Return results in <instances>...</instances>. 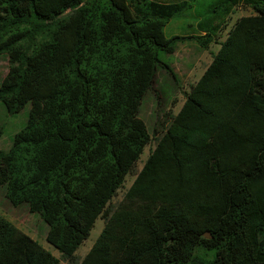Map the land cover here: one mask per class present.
Listing matches in <instances>:
<instances>
[{
    "label": "trees",
    "instance_id": "16d2710c",
    "mask_svg": "<svg viewBox=\"0 0 264 264\" xmlns=\"http://www.w3.org/2000/svg\"><path fill=\"white\" fill-rule=\"evenodd\" d=\"M222 3L199 34L167 37L188 0H0V102L10 114L31 103L0 150V185L41 215L61 255L0 212V264H264V0ZM240 5L255 13L220 40ZM188 39L219 49L178 113L156 122L135 172L151 143L140 112L158 67L176 78L160 54Z\"/></svg>",
    "mask_w": 264,
    "mask_h": 264
},
{
    "label": "rangeland",
    "instance_id": "374dc122",
    "mask_svg": "<svg viewBox=\"0 0 264 264\" xmlns=\"http://www.w3.org/2000/svg\"><path fill=\"white\" fill-rule=\"evenodd\" d=\"M188 1L192 4V7L186 10L183 16L172 18L165 27L167 37L176 34L184 36L199 34L200 31L197 29V21L216 16L225 11L222 0ZM254 13L255 11L251 7L244 5L233 8L231 13L226 17L227 26L222 28L220 40L226 37L229 28L239 17ZM182 21H191L193 22V26L188 28L187 23L179 25ZM218 49L219 43L217 42L212 43L208 49H205L196 40L188 39L179 42L174 53L167 54L161 52V59L171 65L176 74V78L174 79L164 67H158L154 89L147 93L140 112V116L146 122L151 134V143L145 147L135 172H138L142 168L145 160L156 145L157 135L154 134L156 122L161 119L164 122L165 118L178 113L186 100L187 94L191 90V86L201 77ZM8 70L9 56L5 53H0V84L8 73ZM157 93L160 94V102L158 101ZM30 108L31 103L29 102L19 113L10 114L6 110L5 105L0 102V150L8 151L10 149L14 135L22 130L27 123ZM135 176L134 173L127 175L123 187L118 190L117 195L112 200L111 207L116 206L120 202ZM0 212L4 213L5 216L21 229L36 236V239L56 256L61 257L60 252L48 243L46 239L49 225L42 219L41 215L31 212L27 203L14 206L6 197V189L3 185H0ZM104 223L105 220L101 217L96 220L90 236L77 251V259L79 262L96 241ZM61 264H68V262L62 260Z\"/></svg>",
    "mask_w": 264,
    "mask_h": 264
},
{
    "label": "crops",
    "instance_id": "0c3cea01",
    "mask_svg": "<svg viewBox=\"0 0 264 264\" xmlns=\"http://www.w3.org/2000/svg\"><path fill=\"white\" fill-rule=\"evenodd\" d=\"M158 1H160V2H166V3H170V2H178V1H181V0H174V1H162V0H158ZM181 16H183V14L181 15ZM181 16H179V17H181ZM187 23V26H188V28H191L192 26H193V22H191V21H182V23H179V25H184V24H186ZM197 23H198V21H197ZM27 233H29V232H27ZM30 234V233H29ZM32 237H34L35 239L37 238L36 236H34V235H32V234H30ZM45 235V234H44Z\"/></svg>",
    "mask_w": 264,
    "mask_h": 264
},
{
    "label": "water",
    "instance_id": "95a60500",
    "mask_svg": "<svg viewBox=\"0 0 264 264\" xmlns=\"http://www.w3.org/2000/svg\"><path fill=\"white\" fill-rule=\"evenodd\" d=\"M206 235H207V236H209V237L211 236V234H210V233H207Z\"/></svg>",
    "mask_w": 264,
    "mask_h": 264
}]
</instances>
